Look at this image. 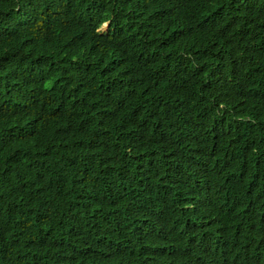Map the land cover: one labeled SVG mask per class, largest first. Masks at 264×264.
<instances>
[{"label": "trees", "instance_id": "obj_1", "mask_svg": "<svg viewBox=\"0 0 264 264\" xmlns=\"http://www.w3.org/2000/svg\"><path fill=\"white\" fill-rule=\"evenodd\" d=\"M0 264H264V0H0Z\"/></svg>", "mask_w": 264, "mask_h": 264}, {"label": "rangeland", "instance_id": "obj_2", "mask_svg": "<svg viewBox=\"0 0 264 264\" xmlns=\"http://www.w3.org/2000/svg\"><path fill=\"white\" fill-rule=\"evenodd\" d=\"M108 27H109V25H108V24H105L104 26H102V27L100 28V31H101L102 33H106L107 30H108Z\"/></svg>", "mask_w": 264, "mask_h": 264}]
</instances>
